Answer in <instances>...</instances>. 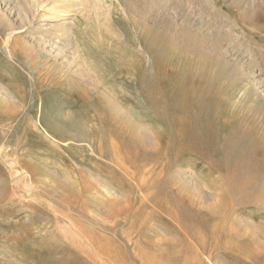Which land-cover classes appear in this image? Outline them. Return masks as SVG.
<instances>
[{
	"label": "rangeland",
	"instance_id": "rangeland-1",
	"mask_svg": "<svg viewBox=\"0 0 264 264\" xmlns=\"http://www.w3.org/2000/svg\"><path fill=\"white\" fill-rule=\"evenodd\" d=\"M21 1L91 81L0 25V264H264V0Z\"/></svg>",
	"mask_w": 264,
	"mask_h": 264
},
{
	"label": "bare ground",
	"instance_id": "bare-ground-1",
	"mask_svg": "<svg viewBox=\"0 0 264 264\" xmlns=\"http://www.w3.org/2000/svg\"><path fill=\"white\" fill-rule=\"evenodd\" d=\"M45 1L47 3L49 2L48 0H45ZM45 1L43 0L42 2L45 3ZM62 2L65 3V6L67 5L69 7L71 4L75 3L76 0H63ZM83 2L84 1H82V4H83ZM51 4H52V2H51ZM79 4H80V2H79ZM53 6L54 5L50 6L51 7L50 9H53L52 8ZM74 6H76V5H74ZM31 7L32 6H30V8ZM79 7H80V5H79ZM82 7L83 6H81V8ZM28 9H29V6L28 5L26 7L23 6L21 0H0V25L3 26L4 28H6V30H8L7 36L5 37V39H3L4 40L3 44L5 45V48L8 50L9 53H11V52H19V53L24 52V54H26L25 66L28 67V69H27L28 71H26V73H25L26 76H29L34 81L35 76L37 74H39V72L42 69L43 73L46 71H48V72L58 71V73H62L61 75H65V76L70 77L72 79L78 78L84 82L87 81L89 83L91 80H90L89 76H86V70L84 68V62L79 60L78 58H76V54H77L76 46L74 44H72V43H75L73 40H75V36H76V30H75L76 25L74 24V22H72L71 25H65V24L63 25V23H66L64 21H62V23H59V24L56 23L57 25L52 23L50 26L55 27L53 29L54 31L52 29H51L52 31H50V32L47 30L48 31L47 34H41V35L39 34L40 36H37V37H35L34 35H33L34 37H29V35L26 36V35H21V34L17 35L18 32H14V31L16 29L22 27V26H25L24 25L25 22L23 20L25 18H27V16H29V10ZM44 9L47 10L48 8H44ZM54 9L56 10V8H54ZM58 10L61 11L64 9L62 8L61 10L60 9H58ZM67 10L69 12L71 11L70 8L69 9L66 8V11ZM72 10H74V9H72ZM82 10H84V9H82ZM52 12H50L51 16H52ZM56 13H57V11H56ZM13 16H14V18L12 19ZM48 16L49 15H46V17H48ZM54 16H52V17H54ZM30 18H32V16ZM28 20H29V18H28ZM261 22H263V25L259 26L258 28H257V25L254 26L255 29L257 28V33L264 32V17H263V21H261ZM66 24H69V23H66ZM47 45L51 46V48L47 49V47H46ZM66 52H68L72 56H70V57L67 56L66 60L62 61V63L57 62L58 57H60V56L63 57L65 55L64 53H66ZM74 62H76L78 65L75 69H73L74 64H76ZM22 64L17 63L19 68H23L24 65L22 66ZM18 94H19V91H17L16 93H12V91H10L7 86L0 83V103L2 105H4V104L5 105H8V104L15 105L20 99ZM102 99H104L107 103H110L112 105H116L115 101L105 94L102 96ZM125 119H126L127 123L130 124L128 126L131 127V125H133V127H134L136 125V123H135L136 121L134 120V118H128L127 117ZM147 135H150V134H147ZM149 137H147V139H149Z\"/></svg>",
	"mask_w": 264,
	"mask_h": 264
}]
</instances>
